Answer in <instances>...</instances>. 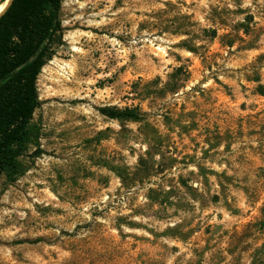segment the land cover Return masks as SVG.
I'll list each match as a JSON object with an SVG mask.
<instances>
[{
	"label": "rangeland",
	"instance_id": "1",
	"mask_svg": "<svg viewBox=\"0 0 264 264\" xmlns=\"http://www.w3.org/2000/svg\"><path fill=\"white\" fill-rule=\"evenodd\" d=\"M60 20L41 153L0 175V264H264V0H61Z\"/></svg>",
	"mask_w": 264,
	"mask_h": 264
},
{
	"label": "trees",
	"instance_id": "2",
	"mask_svg": "<svg viewBox=\"0 0 264 264\" xmlns=\"http://www.w3.org/2000/svg\"><path fill=\"white\" fill-rule=\"evenodd\" d=\"M61 0H13L0 16V175L14 181L23 172L20 160L30 147L39 155L37 79L62 44ZM216 37V31H212ZM111 119L134 121V110L102 108Z\"/></svg>",
	"mask_w": 264,
	"mask_h": 264
},
{
	"label": "water",
	"instance_id": "3",
	"mask_svg": "<svg viewBox=\"0 0 264 264\" xmlns=\"http://www.w3.org/2000/svg\"><path fill=\"white\" fill-rule=\"evenodd\" d=\"M12 1H13V0H8V1L6 2L5 8H4V10L2 11V13L0 14V16H2V15L8 10V8L10 7Z\"/></svg>",
	"mask_w": 264,
	"mask_h": 264
},
{
	"label": "bare ground",
	"instance_id": "4",
	"mask_svg": "<svg viewBox=\"0 0 264 264\" xmlns=\"http://www.w3.org/2000/svg\"><path fill=\"white\" fill-rule=\"evenodd\" d=\"M5 5H6V3L4 4V6L3 5H0V14L2 13V11L4 10V8H5Z\"/></svg>",
	"mask_w": 264,
	"mask_h": 264
}]
</instances>
